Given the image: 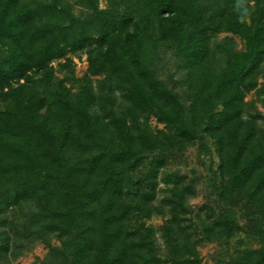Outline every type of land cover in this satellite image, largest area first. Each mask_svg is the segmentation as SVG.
<instances>
[{"label": "trees", "instance_id": "1", "mask_svg": "<svg viewBox=\"0 0 264 264\" xmlns=\"http://www.w3.org/2000/svg\"><path fill=\"white\" fill-rule=\"evenodd\" d=\"M78 2L91 13L76 17L67 0H0V212L16 215L30 199L32 218L46 221L39 234L61 243L62 264H201L184 224L196 174L187 189L157 198L159 180L182 182L161 168L187 165L184 152L196 146L219 222L203 226L204 236L240 232L259 249L227 264H264V113L246 111L244 101L259 86L264 107V0H108L104 10ZM90 25L94 36L84 33ZM220 33L239 37L245 50L225 56L210 42ZM162 49L187 67L183 98L170 66L159 65ZM80 51L88 76L77 79L68 54ZM60 60L70 80L56 76ZM90 77L99 78V99ZM114 89L130 103L106 122L91 109L113 108L106 95ZM150 117L163 125L160 137ZM238 209L250 218L246 231ZM154 214L168 216L163 257L141 222ZM28 225L20 223L23 239ZM9 239L0 232V256Z\"/></svg>", "mask_w": 264, "mask_h": 264}, {"label": "rangeland", "instance_id": "2", "mask_svg": "<svg viewBox=\"0 0 264 264\" xmlns=\"http://www.w3.org/2000/svg\"><path fill=\"white\" fill-rule=\"evenodd\" d=\"M25 1L29 2L30 0ZM67 1L72 6V13L76 15V17L80 16L82 12L91 13L89 8L86 6H82V4L78 2V0ZM95 1L97 2V6L99 9L104 10L108 8V0ZM94 30V27L90 25V27H86L84 29V33H89L94 36ZM211 36V45L224 51L222 53L225 56L229 52H242L245 50L244 42L239 37L232 35L231 33H220L218 35ZM68 57L72 59L74 67L72 76L73 78L76 77L77 79H82L84 76H88L86 72L88 67L86 61V51L73 52L68 54ZM160 60L161 62L159 63V65L167 64L168 66H170V70H172L171 81L173 84H171V86H173L174 88L173 92L177 94L178 97L183 98V87L181 85V82L186 77V74L188 72L187 67L183 63H181V60H174L171 51H165V49H162L161 51ZM63 62L64 60L54 62L52 63V66L56 68L57 77H68V79L70 80L69 75L64 76V73L62 74L61 71L58 72V67L60 63L62 64ZM160 72L163 74L164 80L169 81L167 79V73L164 71L162 72V69L160 70ZM98 79V77H90L91 83L96 91L95 97L99 99L101 91L98 90L95 84ZM66 85L68 86V84ZM76 88L77 86H74L73 83L71 91H76ZM258 88L259 86L246 93L244 97V101L247 105L246 111L256 109L258 112L264 113V107L260 102L263 96H258L255 91ZM106 96L111 98L110 102L114 103V106H112L113 108H110V106H102V109L99 110L95 108L97 106L96 104L91 109V112L97 115L99 119H103L107 122L108 119H110V116H108L110 111L113 113L126 111L125 108L129 105L130 102L120 94L119 89H114L110 92V94H107ZM106 105H108V102ZM218 109H220V107H218ZM125 115L128 116L126 112ZM243 116H248V113L243 112ZM147 123L153 133L160 137L158 133L162 132V129H164L163 125L157 123L156 119L153 117H150ZM258 125L261 126L259 128V134H264V121L262 119H259ZM184 156L186 157L187 165L181 166L178 162L175 161L173 163L168 162L166 165H164L163 169L161 168V171L171 172V174H175L177 178L182 180V182L178 186H176L170 183L165 184L162 180H159L157 183V188H160V193L157 192V198L163 199L165 197H168L174 187L187 189L188 183L190 185L191 178L193 177L191 174H196L194 176L197 177L199 181L196 186L194 185L195 192L188 200L187 205L191 213L185 216L186 218L184 224L186 226L187 232L190 234V240L195 244L197 252L199 253L201 264H227L232 259H235L236 253L239 251L258 250L260 245L256 241L246 239L245 235L240 232L235 233L231 237H229L228 234L226 238L221 241H213L214 235L204 236L205 234H203L202 232L203 226L212 228H218L219 226V222L217 220L215 212V205L213 204L212 198L210 196L213 188L211 187V183L207 180L206 177L208 171V162L205 160L196 146L188 148L184 152ZM34 213L35 206L34 203L30 201V199H26L22 203V206L20 207V210L16 213V215L0 212V221H6V225L1 226L0 224V232H6L7 236L10 238L9 240L11 241V248L9 249L8 253L6 255L0 256L1 264H62V256H57L61 249V243H59L58 239L53 234H44V237L39 234V231L42 230L41 228H39V225L42 222L44 223V220L37 221L33 219L32 216L34 215ZM167 219V215L162 216L157 214H154L149 220L141 219V222H144L146 226H149L153 231L154 243L156 244L158 254L162 257L167 255L168 253V249L166 247V234L164 230ZM237 219L240 221L241 225H243L242 227L243 229H245V231L249 229L246 225L248 224V220L250 218L248 217V214L246 212L238 209ZM24 221L29 223V225L27 226V230L30 231V234L25 239L21 238L23 230H20V223L23 224ZM10 222L15 223V225H17L19 228L15 229V227H13L14 230L10 231L7 227V224ZM16 235L18 239H14V237L17 238ZM13 239L14 243H12Z\"/></svg>", "mask_w": 264, "mask_h": 264}]
</instances>
